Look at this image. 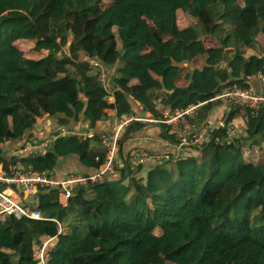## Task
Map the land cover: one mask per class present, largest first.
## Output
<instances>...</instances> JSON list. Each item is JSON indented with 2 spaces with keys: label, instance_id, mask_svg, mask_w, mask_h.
Segmentation results:
<instances>
[{
  "label": "trees",
  "instance_id": "1",
  "mask_svg": "<svg viewBox=\"0 0 264 264\" xmlns=\"http://www.w3.org/2000/svg\"><path fill=\"white\" fill-rule=\"evenodd\" d=\"M256 36L264 38V0H0V145L24 139L44 116H57L61 126L79 118L93 126L104 109L129 116L140 107L161 119L157 102L175 110L246 87L253 66L264 75ZM17 39L33 41L34 54L47 52L27 56ZM69 43L68 56L62 49ZM204 55L226 65L229 81L220 86L217 67L204 65L185 73L179 86L180 64ZM85 58L111 72L105 87ZM111 82L122 91L113 104L107 102ZM210 109L208 102L181 121L198 126ZM245 113L246 137L221 144L225 130L217 129L201 146L188 147L193 154L156 161L145 176L151 161L133 166L134 150L123 154L124 144L148 126L131 122L120 140L119 182L79 189L65 206L58 191L39 193L46 220L0 221V233L10 238L8 247L0 242V264H35L34 243L57 234L52 220L66 231L48 264H264V107L254 116ZM156 127L167 140L172 127ZM99 136H59L47 149L54 154L26 155L17 163L51 172L59 158L76 156L95 171L104 157ZM242 147L251 149L245 160Z\"/></svg>",
  "mask_w": 264,
  "mask_h": 264
},
{
  "label": "built area",
  "instance_id": "2",
  "mask_svg": "<svg viewBox=\"0 0 264 264\" xmlns=\"http://www.w3.org/2000/svg\"><path fill=\"white\" fill-rule=\"evenodd\" d=\"M84 61L99 71V81L105 87L109 73L107 68L103 67L97 60L85 58ZM259 81L260 86L258 90L251 87L248 79H244L243 84L246 87L232 86L215 94L209 101L197 102L175 110H171L157 102L156 109H161L162 111L161 119L144 120L134 116L119 119L111 130L100 132V147L104 153L103 161L97 170L89 175L69 173L61 178H57L48 170L25 169L17 162H7L5 165L0 164V221H4L8 216H13L15 219L46 220L38 210L37 196L43 191H58L59 203L65 206L68 200L79 189H88L102 182L104 179L109 181L118 180L120 172L116 167L120 165V140L126 126L131 122L141 121L142 123L148 121L174 127L185 117L191 118L196 116L198 111L208 102L235 103L249 110L252 115H256L258 110L264 107V75L259 77ZM217 129L225 130V137L221 144L231 145L234 143L235 129L227 125L226 122H223L222 119L208 116L202 125L180 136L175 146L178 149L201 146L208 141V136ZM69 135L73 134L61 128L50 134V140L52 141L59 136ZM48 146V142H38L31 137L26 142L23 153L25 155L43 154L47 151ZM138 152L134 153L131 158L133 166L144 165L148 161L160 162L163 159L175 158L171 154L165 153L154 160L152 156H148L145 152ZM96 160L99 161L98 158ZM52 221L56 224L57 234L53 237H42L34 243L33 260L35 264H48L50 250L58 242V236L65 234V225L56 220Z\"/></svg>",
  "mask_w": 264,
  "mask_h": 264
},
{
  "label": "crops",
  "instance_id": "3",
  "mask_svg": "<svg viewBox=\"0 0 264 264\" xmlns=\"http://www.w3.org/2000/svg\"><path fill=\"white\" fill-rule=\"evenodd\" d=\"M245 20L249 21V25L252 26L254 24L253 18L245 17ZM256 52H260L262 55H264V38L263 36H256ZM16 44H26L30 45L31 47L34 45L33 41L28 39H20L15 42ZM30 47V48H31ZM211 47H214L213 41L211 44ZM46 53V52H45ZM66 55L69 56V54L66 53ZM31 57L35 58V54L32 53L30 55ZM203 60L198 63H193L192 65L187 64H180L181 66V79L179 82V86H183L185 84V81L183 80V75L187 72H191L195 69H200L204 65H212L217 67V79L219 82V85H225L229 78L227 74L225 73L226 65L220 61L218 58L215 60H210L208 55H204ZM108 70V69H107ZM109 71V70H108ZM111 73V72H109ZM108 73V74H109ZM159 74V71L152 72V77L154 79H157V76ZM262 76V74L259 72L258 69L253 66L251 68V72L249 77L245 78L250 81L251 87H253L255 90L259 89L260 81L259 77ZM138 83L137 79H133L131 81V84ZM111 86V87H110ZM110 86L108 88V95H107V102L110 104H113L114 100L117 98L116 92H122L119 87L114 85V83H110ZM224 89H222L220 92H222ZM158 92H164L163 89L158 90ZM160 101V100H159ZM162 104L161 102H159ZM134 107V106H133ZM135 112V116H142L144 115L145 118H147V115L145 112L141 111V108H133ZM118 111L116 108L114 109H104L103 110V116L100 119V121L95 122V125L92 126L91 129L88 127V123H85L82 118H79V120L75 121L74 119L69 120V123L67 126H61L57 123V116H44L38 120H36L29 131H27L24 135L25 138L22 140H8L0 145V158L1 155L5 156V159H3L4 162H18L19 159L22 156H26L23 153V149L26 146V142L29 140V138H34L38 142H48L50 143V134L57 131L58 129L64 128L68 131H70L73 135H79L83 137H91L94 133H100L104 131L111 130L112 127H114L119 119H123L125 117H128V114H122L118 117ZM233 114H236V116L229 121V119L232 117ZM254 116V115H253ZM195 117V116H194ZM209 117L215 118V119H222L223 122H226L227 125L235 129L234 138L235 140H239L240 138L246 137L247 128H246V113L245 108L242 106H238V104L235 103H222V102H213L211 103V109L209 113ZM193 118V117H191ZM70 119V118H69ZM204 122H202L200 125H202ZM198 125V126H200ZM179 126V127H178ZM195 125H190L188 122H182L180 121L178 125L172 127L170 132L168 133V139L167 140H161L158 137L159 129L158 127H155L153 130H149V128H145L142 132L135 134L132 140L125 143L123 146V154L125 155L128 153V151L134 150V153L137 151L139 152H145L147 155H151L152 158L162 156L165 153L171 154L175 158H183V155H189L193 154L194 151L191 148H185V149H178L175 145L177 140L180 136H182L185 133H189L193 128L198 127ZM173 136V138H172ZM18 149L15 151V149ZM248 149L246 147H242V157L244 160L247 158L246 151ZM136 151V152H135ZM133 153V154H134ZM225 157H228V153ZM151 158V159H152ZM227 159V158H226ZM119 162L121 164V158L119 155ZM3 163L0 161V164ZM154 165V162L148 163L144 169L141 172V176H145V173L147 172L148 167H152ZM93 171L89 169H85L81 167L78 163V159L76 156H68L66 158H59L58 163L56 167L51 171L52 175L61 178L69 173H76V174H82V175H89L92 174Z\"/></svg>",
  "mask_w": 264,
  "mask_h": 264
},
{
  "label": "rangeland",
  "instance_id": "4",
  "mask_svg": "<svg viewBox=\"0 0 264 264\" xmlns=\"http://www.w3.org/2000/svg\"><path fill=\"white\" fill-rule=\"evenodd\" d=\"M6 13H8V12H6ZM30 23H28V25H29ZM29 28H30V30H32V27L31 26H28ZM18 40V39H17ZM34 43V42H33ZM20 45V47L24 50V53L25 54H27V56H30L31 54H32V51H31V46L30 45H26V44H24V45H22V44H19ZM72 45V44H71ZM34 46V45H33ZM32 46V47H33ZM70 48H71V46H70V43L67 45V46H65L63 49H62V52L64 53V54H71V52H70ZM45 52H47V50H41V51H39V52H37L36 54H35V58H36V56L37 57H40L39 55H42V54H44ZM35 53V52H34ZM218 94V93H217ZM161 105H164L163 103L161 104ZM64 112H66L65 110H64ZM131 116H134V117H139V118H141V119H148V120H155V119H153V118H150V117H147V118H145V116L144 115H142V116H135V114H130L129 115V117H131ZM119 117V116H118ZM135 122H137V121H135ZM140 123H141V121H139ZM143 124H145V125H148L147 126V128H149V130H153V129H155V127H156V125L157 124H155V123H153V122H148V121H144V122H142ZM246 124V128H248V126H247V123H245ZM253 126H254V124L252 125V122H250L249 123V127L252 129L253 128ZM179 127V126H178ZM89 129H91L92 128V126L90 127H88ZM172 138H173V136H172ZM18 149L16 148L15 149V151H17ZM249 150H251V149H249ZM249 150H247L246 151V154L248 155L249 154ZM139 153V152H138ZM137 153V154H138ZM0 242L1 243H3L6 247H8V246H10V238H9V236L7 235V233L5 232V231H1V233H0Z\"/></svg>",
  "mask_w": 264,
  "mask_h": 264
},
{
  "label": "water",
  "instance_id": "5",
  "mask_svg": "<svg viewBox=\"0 0 264 264\" xmlns=\"http://www.w3.org/2000/svg\"><path fill=\"white\" fill-rule=\"evenodd\" d=\"M47 153L54 154V151H52V150H47V151L44 153V155L47 154ZM113 182H119V180H117V181H113Z\"/></svg>",
  "mask_w": 264,
  "mask_h": 264
}]
</instances>
